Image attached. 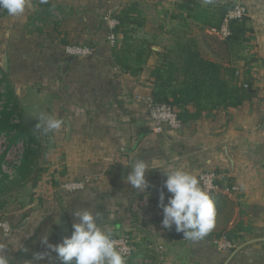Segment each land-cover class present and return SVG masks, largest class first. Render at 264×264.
<instances>
[{
	"label": "crops",
	"instance_id": "1",
	"mask_svg": "<svg viewBox=\"0 0 264 264\" xmlns=\"http://www.w3.org/2000/svg\"><path fill=\"white\" fill-rule=\"evenodd\" d=\"M234 2L247 6V31L234 42L243 41L239 48H227L232 61L224 63L215 41H228L215 29ZM106 14L133 22L117 24L110 38ZM192 27L203 31L200 46L197 36L180 33ZM183 39H192L201 57L233 70L232 84L248 88L231 104L215 100L199 112L190 104L196 118L180 131L158 133L147 99L156 90L155 73L173 72L166 59L173 48L182 55L176 45ZM68 43L91 45L94 53L65 56ZM1 76L21 136L39 137V149L48 153L29 203L14 207L11 233L0 230V254L9 264H63L42 243L46 237L60 243L56 203L71 228L74 214L89 210L103 231L129 230L135 251L126 264H264V0H28L21 15L0 10ZM41 113L64 123L44 135L46 125L36 127ZM136 159L147 164L143 191L125 179ZM176 168L217 176L210 195L215 227L200 240L174 239L175 224L162 226L159 198L163 191L167 203L169 195L164 171ZM71 179H83L87 188L68 200L60 187ZM218 237L236 247L218 250L212 242Z\"/></svg>",
	"mask_w": 264,
	"mask_h": 264
},
{
	"label": "clouds",
	"instance_id": "2",
	"mask_svg": "<svg viewBox=\"0 0 264 264\" xmlns=\"http://www.w3.org/2000/svg\"><path fill=\"white\" fill-rule=\"evenodd\" d=\"M28 0H0V9L11 16L24 13ZM38 129L44 124L42 134L58 130L64 121L41 113ZM147 164L144 160H135L131 171L125 177L133 188L145 190L147 181L145 173ZM166 179L165 194H160V206L163 210L162 226L170 229L175 224L177 232H183L185 238L193 241L204 238L214 227L216 208L209 193L200 186L197 176L183 169L164 171ZM77 222L72 224L70 236L63 238L56 245L48 244L47 237L42 241L62 260L63 264H126L123 249L116 247L113 234L105 232L98 226L97 217L89 210L75 214ZM38 258H42L41 255ZM0 264H9L7 256L0 254Z\"/></svg>",
	"mask_w": 264,
	"mask_h": 264
},
{
	"label": "built area",
	"instance_id": "3",
	"mask_svg": "<svg viewBox=\"0 0 264 264\" xmlns=\"http://www.w3.org/2000/svg\"><path fill=\"white\" fill-rule=\"evenodd\" d=\"M248 14L247 6L241 2L232 3L224 13L220 25L215 29L218 35L222 38H228L231 35L230 24L232 21H242ZM108 28L111 33L110 38H113V31L118 26L119 21L116 17L106 14L104 16ZM94 48L88 44L68 43L63 46V54L72 57H90L93 55ZM2 90V88H1ZM3 102L0 101V109ZM148 117L151 120L154 130L161 133L164 129L170 132L180 131L184 122L176 114L175 109L168 103L156 102L152 97L147 99ZM26 141L16 136V130L0 132V180L4 179V175H9L7 178L13 179L16 176V168L20 164L23 153L25 151ZM3 177V178H2ZM200 181V186L206 190L209 195L216 192L218 188L217 176L213 171H203L197 177ZM60 188L66 194H74L87 188L86 181L82 180H67ZM0 230L4 234L11 232L10 225L2 220L0 221ZM112 238L117 242L116 247L123 249L126 257V262L133 256L135 251L134 235L130 231H126ZM213 245L220 251H230L236 247L234 241L225 237H218L212 240Z\"/></svg>",
	"mask_w": 264,
	"mask_h": 264
},
{
	"label": "trees",
	"instance_id": "4",
	"mask_svg": "<svg viewBox=\"0 0 264 264\" xmlns=\"http://www.w3.org/2000/svg\"><path fill=\"white\" fill-rule=\"evenodd\" d=\"M226 12V10H225ZM224 12V13H225ZM224 15V14H223ZM222 15V17H223ZM219 20L221 22L222 20ZM127 16H124L122 19L119 20L120 26L125 27V24L129 22H133L130 19H126ZM246 18H244L242 21H232L230 24L231 29V35L228 37L229 41H237L241 34L244 33V31H247V28L245 26ZM217 22V26L220 25V23ZM216 23V22H215ZM181 51L182 55L179 57H182L181 59V65H182V74L185 78H190L193 81L192 85L186 84L184 86V90H174L172 94L166 93L165 90L162 89L163 83V77L162 73L160 71H157L155 73V80L157 82L156 84V90L153 93V100L156 102H165L170 104L177 112L179 118L182 119V121L185 123L186 121H189L191 119L196 118V113L190 112L188 107L189 104H193V106L197 107V112L200 111L201 108H203L201 101L199 100V92H194L193 95H190L189 93H186L185 90L188 89V87H196V83L201 81L202 83L206 84L208 88V92L214 93V95L217 97L219 96V101L217 102H224L229 103L231 100H241L245 97L244 88H248V85H243V87L240 85H234L230 81L234 77V71L231 69H226L227 67H223L221 64L210 61L208 59H205L201 57V54L199 53V50L197 49L194 41L192 39H183L182 42H178L176 45ZM4 79L1 76L0 77V101L2 102L3 92L1 90V82H3ZM8 91V90H7ZM5 92V95L7 93ZM236 102V101H232ZM231 104V103H229ZM3 106V104H2ZM1 115H0V132L2 131H11L16 130L18 127V123L13 121V109L12 108H6L3 107L1 109ZM31 141V140H30ZM30 141L26 139V146L25 151L23 153L22 159L20 164L16 168V177H13V180L17 179L19 175H21L24 171L23 168V161L25 160V156L31 147ZM31 164H27V167H31ZM3 179L0 180V184L2 183ZM74 197L68 198V200H72ZM67 201V200H66ZM26 255V253H24Z\"/></svg>",
	"mask_w": 264,
	"mask_h": 264
},
{
	"label": "rangeland",
	"instance_id": "5",
	"mask_svg": "<svg viewBox=\"0 0 264 264\" xmlns=\"http://www.w3.org/2000/svg\"><path fill=\"white\" fill-rule=\"evenodd\" d=\"M1 10V9H0ZM227 10V9H226ZM182 30V29H181ZM197 31L198 29H195L192 27L191 31L186 32L185 30H182L180 33L185 32L184 36L190 35V37L194 38L197 36V40L196 43L197 45H199V39L197 35L198 33L202 34L203 31ZM216 38H218V34H214ZM195 39V38H194ZM228 42L226 41H215V43L217 42V44H219L218 46L221 49L222 53V58L224 61V63H228L231 62L232 60H230V51L228 50L227 53V48L234 47L236 49V47L239 46L240 42H236L232 41V40H228L229 38H226ZM245 41V40H244ZM200 46V45H199ZM244 46H245V42H244ZM239 48V47H238ZM175 49L174 53L168 55L167 57V64L166 66L172 70L173 72H168V70H164L162 73V77H163V83L164 85L162 86V89L166 91V93L172 94L174 92V90H184V86H186V84L188 85H192L193 81L192 79L185 78L184 75L182 74V65H181V59L182 57H179L178 54L179 53L177 50V48H173ZM181 56V55H180ZM234 59V58H233ZM243 61V60H242ZM4 78L6 79L4 73H3ZM173 80V83L171 82ZM175 81V82H174ZM172 83V84H171ZM6 80H4L3 82H1V88L3 92V97H2V102H3V106L1 109H3V107H6L8 109V97H7V93L5 95V92L7 91V86H6ZM198 86V87H197ZM196 87H188V89L185 90L186 93H189L190 95H193V93L199 92V100L201 101V104H206V103H212L215 100L222 99L219 98V96H215L214 93H210L208 92V88L206 86V84L202 83L201 81L196 83ZM171 104V102H169ZM188 106L190 105L189 103L187 104ZM1 109H0V115H1ZM14 122H17L18 124L20 123V120H15L13 118ZM20 128V126H18ZM14 130V129H13ZM22 134L18 131V129H16V136H19L21 138H23L21 136ZM36 141L32 140L31 143V147L29 148L26 156H25V160L23 161V168L24 171L21 175H19V177H17V179L13 180V179H9L7 178L9 175H4V179L2 181V183L0 184V221L4 220L6 221L10 227L11 230L13 228V222L15 220H12L14 217L15 219H18V217L16 215H13V211H14V207L18 205L23 206L26 203H29L28 196L31 193L30 186L32 184H34L38 177L41 174V170L43 169V167H46V156L48 153L43 152L42 150L39 149V137H36ZM25 141L26 139L23 138ZM43 155L44 158H43ZM45 162V163H44ZM27 164H31V167H27ZM16 177V176H15ZM25 177V178H24ZM3 178V177H2ZM24 178V180H23ZM25 182V183H24ZM64 185L63 183L61 184V186ZM64 194L66 195V193L64 192ZM69 195L68 197H70L72 194H67ZM32 196V195H31ZM12 215V216H11ZM23 216V215H22ZM24 217H26V215H24ZM22 217V218H24ZM17 221V220H16ZM11 233V232H10ZM42 234H38L37 237H41Z\"/></svg>",
	"mask_w": 264,
	"mask_h": 264
},
{
	"label": "water",
	"instance_id": "6",
	"mask_svg": "<svg viewBox=\"0 0 264 264\" xmlns=\"http://www.w3.org/2000/svg\"><path fill=\"white\" fill-rule=\"evenodd\" d=\"M67 62H68V59L63 61V63H62L63 68L65 67ZM58 206L59 205L56 203V206H55L56 209H55V213H54V219H55V221H54L55 232L54 233H55V237L60 242H62L64 237L71 235L72 228H71V225H70V222L68 220L66 213ZM173 238L174 239H182V238H185V236H184L183 232H177L176 231L173 234Z\"/></svg>",
	"mask_w": 264,
	"mask_h": 264
}]
</instances>
